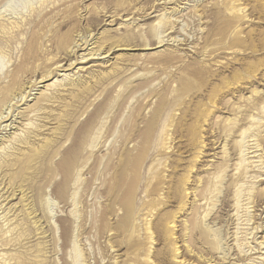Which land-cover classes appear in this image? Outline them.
Listing matches in <instances>:
<instances>
[{"label":"rangeland","instance_id":"rangeland-1","mask_svg":"<svg viewBox=\"0 0 264 264\" xmlns=\"http://www.w3.org/2000/svg\"><path fill=\"white\" fill-rule=\"evenodd\" d=\"M1 189L0 264H264V0H0Z\"/></svg>","mask_w":264,"mask_h":264},{"label":"bare ground","instance_id":"bare-ground-1","mask_svg":"<svg viewBox=\"0 0 264 264\" xmlns=\"http://www.w3.org/2000/svg\"><path fill=\"white\" fill-rule=\"evenodd\" d=\"M124 21H125V19H124ZM112 25H113V24H112ZM159 42H160V41H159ZM93 43H94V42H93ZM81 46H82V45H81ZM154 46H155V45H154ZM160 46H161V45H160ZM92 47H93V46H92ZM114 47H115V46H114ZM155 47H157V46H155ZM155 47H154V48H155ZM146 48H147V47H146ZM92 49H93V48H92ZM114 49H116V48H114ZM121 49H122V48H117L116 50H119V51H120ZM127 49H128V48H127ZM73 50H75V49H73ZM91 51H92V50H91ZM103 52H104V51H103ZM71 54H72V53H71ZM107 54H109V53H107ZM92 55H93V53L91 54V57H92ZM107 56H109V55H107ZM107 56L104 55V59H106ZM111 56H112V55H111ZM93 57H94V56H93ZM95 57H96V55H95ZM101 57H102V56H101ZM113 57H114V56H113ZM87 59H88V58H87ZM80 60H81V59H80ZM92 61H93V60H92ZM92 61H91V62H92ZM95 61H96V60H95ZM107 61H108V60H107ZM81 67H82V66H81ZM49 73H50V72H49ZM49 75H50V74H49ZM12 78L15 80V78H16L15 74H14L13 77H11V79H12ZM9 87H10V86L7 87L6 91L9 89ZM21 87H22V86H21ZM32 91H33V90H32ZM3 92H4V91H3ZM36 93H37V92H36ZM24 94H25V93H24ZM12 96H13V95H12ZM9 190H10V189H9ZM15 190H16V189H15ZM20 193H23V194H24V192H22V190L20 191ZM13 197H14V196H13ZM22 197H24V196H22ZM10 201H11L10 196L7 195V192H6L5 190L1 189V190H0V205H1L0 208H2V207L4 206V207H3V208H4V211H6V210H7L6 207L10 204ZM16 201H17V200H16ZM13 204H14V203H13ZM13 204H12V205H13ZM18 205H19V204H18ZM32 205H33V204H32ZM37 206H38V205H37ZM37 208H38V207H37ZM19 209H20V208H19ZM0 210H1V209H0ZM28 210H29V209H28ZM34 211H35V210H34ZM34 211H30V213H29V215H30L32 218H33V216H36V214H37V213L35 214L36 211H35V212H34ZM6 214H7V213H6ZM39 215H40V214H39ZM33 220H34L33 222H34L36 225H38L39 220H38L37 218H34ZM31 221H32V220H31ZM34 223H33V224H34ZM172 226H173V225H172ZM172 226H171V227H172ZM40 227H41V226H40ZM42 228H43V227H42ZM44 231H45V230H44ZM45 232H46V231H45ZM45 235H46V234H45ZM47 237H48V236H47ZM173 237H174V236H173ZM45 239H46V238H45ZM150 246H151V245H150ZM176 250H177V247H176ZM176 252H177V251H176ZM174 254H175V253H174ZM148 260H149V259H148ZM150 260H151V259H150ZM182 261H183V260H182ZM180 263H182V262H180ZM230 263H231V262H230Z\"/></svg>","mask_w":264,"mask_h":264}]
</instances>
